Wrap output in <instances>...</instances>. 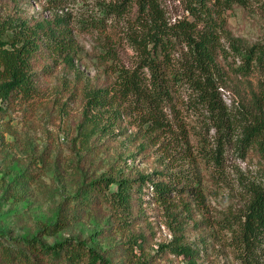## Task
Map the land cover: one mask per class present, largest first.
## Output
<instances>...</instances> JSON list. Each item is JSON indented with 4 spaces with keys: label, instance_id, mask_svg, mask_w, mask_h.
<instances>
[{
    "label": "rangeland",
    "instance_id": "1",
    "mask_svg": "<svg viewBox=\"0 0 264 264\" xmlns=\"http://www.w3.org/2000/svg\"><path fill=\"white\" fill-rule=\"evenodd\" d=\"M118 1L73 0L67 7L54 8L49 0H0V18L21 16L33 24L64 17L75 49L73 67L40 60L32 95L2 103V240L11 244L13 239L36 235L43 225L55 221L61 205L66 203L64 210L70 211L72 197L86 182L140 173L154 180L168 178L179 189L171 195V204L154 200L150 182L140 191L132 190L124 211L116 210L111 199L98 196L101 192L94 196H98L95 204L78 207L76 216L56 234H40L42 240L86 239L113 264H187L188 257L159 248L178 238L194 248L196 264H243L235 247L234 222L250 189L264 182V157L256 147L240 150L233 133L220 134L213 116L193 104V94L180 89L164 103L167 129L148 128L140 105L132 102L122 104L125 110L119 109L118 115L112 109L100 116L117 122L108 130L86 139L80 133L91 128L85 120L83 89L103 87L114 78L111 60L104 61L103 52L111 50L125 67L137 60L138 51L128 39L136 30L131 25L136 6L122 16L103 10L102 2ZM191 1L159 0L171 23L194 19L188 9ZM214 7V21L229 36L243 44L264 41V0H220ZM90 18L99 21L92 23ZM221 42L226 46L223 38ZM181 50L175 57L181 56ZM217 63L222 70L219 96L234 124L247 111L241 106H252L257 96L264 115V66L242 75L236 69L238 60L226 61L220 55ZM114 189L111 185L108 191ZM259 262L263 264V256Z\"/></svg>",
    "mask_w": 264,
    "mask_h": 264
},
{
    "label": "trees",
    "instance_id": "2",
    "mask_svg": "<svg viewBox=\"0 0 264 264\" xmlns=\"http://www.w3.org/2000/svg\"><path fill=\"white\" fill-rule=\"evenodd\" d=\"M49 1L54 8L67 7L73 2ZM219 1L193 0L188 9L194 19L183 18L173 23L166 18L159 0L102 2L103 10L112 16H122L127 9L136 6L135 22L131 24L136 30L130 32L128 39L138 51V56L133 66L125 67L110 53L111 50L103 52L102 59L111 60L109 68L114 78L103 87L83 89L85 120L91 128L86 130L84 127L81 135L86 139L97 131L108 130L117 122L109 118L103 121L100 116L112 109L118 115L119 109L125 110L122 104L132 102L140 105L141 119L148 128L152 131L167 129L169 122L164 117L162 106L174 93L186 89L195 96L193 104L204 107L208 115L213 116V123L220 134L223 132L227 137L233 133L240 150L256 147L264 157V115L260 97L257 96L250 107L241 106L247 111L242 113L244 117L240 120L234 119V124L233 118L226 115L227 110L219 96L222 70L217 63L220 55L226 61L228 57L238 60L236 69L242 75L257 67L262 68L264 41L243 44L225 33L213 16L215 3ZM90 19L92 23L99 21ZM69 31L64 17L60 16L43 18L33 24L21 16L0 18V112L2 103L32 95L40 60L74 66L75 49ZM222 38L226 46L221 42ZM179 49H182L181 56L175 57ZM146 182H150L152 197L161 205L171 204V195L179 190L168 178L154 180L148 174L140 173L133 178L125 174L119 177L110 175L86 182L72 197L74 204L70 211L64 210L66 203L61 205L55 221L43 225L36 235L13 239L9 244L2 240L5 232L0 231V264H113L109 257L88 245L86 239L68 236L46 243L40 234H56L76 216L78 207L95 204L98 196L106 201L111 199L116 210H127L132 190L140 191ZM111 185L115 189L108 191ZM96 194L99 195L94 197ZM234 223L235 247L241 262L262 264L259 261L263 256L264 264V182L250 189L248 201ZM134 243L138 244L137 239ZM159 248L188 257L187 264H196L194 248L182 239H175L171 246L160 244Z\"/></svg>",
    "mask_w": 264,
    "mask_h": 264
}]
</instances>
